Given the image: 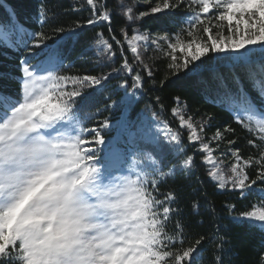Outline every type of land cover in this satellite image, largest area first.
Here are the masks:
<instances>
[{
    "label": "snow or ice",
    "instance_id": "obj_1",
    "mask_svg": "<svg viewBox=\"0 0 264 264\" xmlns=\"http://www.w3.org/2000/svg\"><path fill=\"white\" fill-rule=\"evenodd\" d=\"M86 4L89 17L67 28L46 30L43 0L37 30L18 21L11 31L0 26V46L22 53L17 92H0V264H201L206 244L214 249V264H225V240L207 194L201 192L191 208L194 215L207 213L215 231L191 233L180 193L161 185L178 176L191 179L199 154L217 191L251 197L238 214L235 205L226 206L231 219L264 233V0H118L125 21L119 36L108 0ZM15 17L13 9L9 21ZM145 18L177 26L153 33L142 30ZM103 25L108 36L97 31L94 44L107 61L119 54V67L100 75L69 74L63 43L53 36L72 39ZM150 46L166 60L161 88L181 72L214 85L212 103L247 134V151L229 124L208 135L215 115L197 119L179 95L170 109L175 128L160 116V96L154 97L160 111H152L147 130L127 115L147 81L157 83L142 54ZM114 74L121 76L123 96L109 98L105 110L120 108L116 126L127 132L126 147L107 141L110 119L88 126L92 116L82 115Z\"/></svg>",
    "mask_w": 264,
    "mask_h": 264
},
{
    "label": "trees",
    "instance_id": "obj_2",
    "mask_svg": "<svg viewBox=\"0 0 264 264\" xmlns=\"http://www.w3.org/2000/svg\"><path fill=\"white\" fill-rule=\"evenodd\" d=\"M42 0H2L0 2V26L6 31H11L15 27L16 21L23 25L26 29L37 30V11ZM124 3H131V0H123ZM48 9L49 20L46 30L52 27L63 26L68 27L74 20H84L89 17L90 9L86 4V0H43ZM108 5L113 9L114 17L112 28L119 36L121 27L125 26L123 17L119 14L118 0H108ZM143 7L146 6H142ZM15 10L16 17L14 21H9L11 10ZM182 14H177L179 19ZM177 25L170 20L162 22L153 18H145L142 30L147 29L153 33L160 31H174ZM97 31H103L108 36L107 25L99 27H86L80 30V34L72 39L57 40L53 36V41L63 43L65 59L64 64L69 65L67 69L69 74H93L100 75L111 71L113 67H119L120 57L113 61H107L98 51L94 44V35ZM14 50L0 46V73L5 77L0 79V92L8 95H14L18 90V84L15 77L19 75L17 70L18 56ZM142 54L145 61L152 64L154 68V79L156 84L153 85L151 80L145 84L142 92L137 94L133 99L127 115L132 120H144V117L151 115L152 111L159 112V106L156 105L155 96H160L161 103L164 105V111L160 114L162 119L168 120L175 128L177 124L171 116L170 109L174 105V97L179 95L182 103L186 104L189 114L199 119L205 113H213L215 119L212 126L208 129V135H211L217 127L222 128L224 124H229L236 128V137L238 138V146L247 151L246 133L235 124L233 118L227 111L221 110L220 107L214 106L212 98L208 94L211 92V86L203 85L199 78L185 76L183 72L178 76H169L168 82L161 88L159 81L164 79L167 74L166 60L159 53L155 52L153 47L143 50ZM215 55V54H210ZM131 60V54L129 53ZM203 59H207L204 57ZM209 64L216 67L215 60H209ZM107 65V66H105ZM147 80V77H145ZM207 78V73L205 74ZM121 80L120 75H113L106 81L102 87H98L92 95V104L82 113L83 116L91 115V120H86L88 126L99 124L105 117L110 119L113 124L112 129L105 130L106 139L112 143L111 138L117 134V122L121 119L120 108H112L105 110V105L109 102V98L119 100L123 96V91L117 87ZM131 81L129 79V86ZM152 105L151 109L147 106ZM97 109L99 111L97 112ZM118 138V137H117ZM120 139L117 140L119 142ZM186 141V134H185ZM104 147V146H101ZM188 153L192 154L193 149L189 148ZM178 159L173 162L178 163ZM196 168L193 171L191 179L186 180L178 176L173 182L169 180L167 184H162V191L168 188H175L181 195V207L184 209L186 222L190 226L191 233H212L215 231L210 216L204 213L201 208L202 215H194L191 208L192 202L200 197V193L207 194V200L210 205L215 208V214L219 218L216 222L220 225L219 235L224 237V252L222 256L225 264H259L260 255L264 253V233L258 228L250 227L247 223H237L229 216L227 209L228 204L236 206V213L247 210L251 203V197L248 200L240 198L239 194L224 192L221 193L215 189V186L208 179L204 168L201 166L200 155L196 154ZM199 177V180H197ZM190 185V186H189ZM199 187L200 192L193 193L192 188ZM203 204V201L201 200ZM203 220L201 224L200 221ZM207 251L201 264H214L213 247L206 244Z\"/></svg>",
    "mask_w": 264,
    "mask_h": 264
},
{
    "label": "rangeland",
    "instance_id": "obj_3",
    "mask_svg": "<svg viewBox=\"0 0 264 264\" xmlns=\"http://www.w3.org/2000/svg\"><path fill=\"white\" fill-rule=\"evenodd\" d=\"M143 50L144 49H142V51ZM151 119H152V115L144 118L143 122H144V128H145V130H147V128H148V122L151 121ZM153 130H154V128H153ZM126 134H127V132H126ZM126 141H127V136H126ZM118 146H120V147H126V143L121 142V144H119Z\"/></svg>",
    "mask_w": 264,
    "mask_h": 264
}]
</instances>
